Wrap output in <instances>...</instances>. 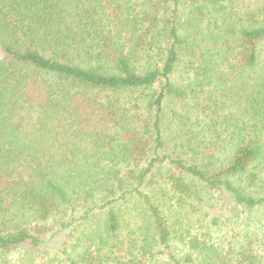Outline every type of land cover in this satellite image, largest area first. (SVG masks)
<instances>
[{"label": "trees", "instance_id": "1", "mask_svg": "<svg viewBox=\"0 0 264 264\" xmlns=\"http://www.w3.org/2000/svg\"><path fill=\"white\" fill-rule=\"evenodd\" d=\"M239 1L0 0V264H264V0ZM204 198L224 247L174 215Z\"/></svg>", "mask_w": 264, "mask_h": 264}, {"label": "rangeland", "instance_id": "2", "mask_svg": "<svg viewBox=\"0 0 264 264\" xmlns=\"http://www.w3.org/2000/svg\"><path fill=\"white\" fill-rule=\"evenodd\" d=\"M239 5L240 9H242L241 11L254 9L258 7L259 0H240ZM190 204L188 203L184 208H182L181 214L177 212L179 211V208L176 206L174 215H177L182 221H184L182 216L189 220L190 228L193 229V233L210 230L212 242L216 244L218 248L226 246L235 233L234 227L232 226L233 224H223L220 227L209 228V219L216 211L214 208L211 209L209 206L211 204V200L209 199V202H207V199L204 198L203 203L195 205V209H190L188 207ZM213 207H215V205ZM184 222L186 223L187 221ZM82 231L83 228H79L77 229V232L71 233V235L67 238L66 244L69 248L73 247L75 254H82L84 252V245H86V243L84 237H82Z\"/></svg>", "mask_w": 264, "mask_h": 264}]
</instances>
